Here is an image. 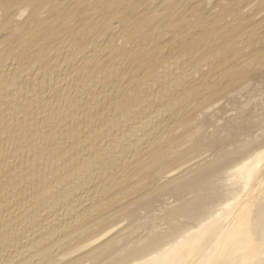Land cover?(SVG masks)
<instances>
[{
    "label": "bare ground",
    "instance_id": "obj_1",
    "mask_svg": "<svg viewBox=\"0 0 264 264\" xmlns=\"http://www.w3.org/2000/svg\"><path fill=\"white\" fill-rule=\"evenodd\" d=\"M241 1L0 0V264H264V102L216 119L264 71Z\"/></svg>",
    "mask_w": 264,
    "mask_h": 264
},
{
    "label": "rangeland",
    "instance_id": "obj_2",
    "mask_svg": "<svg viewBox=\"0 0 264 264\" xmlns=\"http://www.w3.org/2000/svg\"><path fill=\"white\" fill-rule=\"evenodd\" d=\"M218 0H213V5H216L218 2H217ZM244 1V2H243ZM248 1V0H247ZM246 0H242L241 2H240V4H244L245 2H247ZM215 2H216V4H215ZM211 7H208V8H206V13H207V11H209V9H210ZM210 12H211V10H210ZM210 12H208V13H210ZM250 18V17H249ZM249 18H247V20H250ZM253 19V18H252ZM263 19V18H262ZM259 20V19H258ZM260 21H262V20H260ZM252 85L250 86V88H249V90L243 95V96H240V98H232L231 100H230V98H226V99H224V101H223V104L222 105H220V107L218 108V110H217V112H216V119H218L221 123H220V129H222L223 130V128L226 126V125H228L229 123H230V121H232L234 118H236L237 117V119H239V118H242V119H246L247 121V123H250V121H248L249 119H247V118H249V117H252V118H254L253 116L256 114V112L258 111V108H257V106H258V104H260V103H257V102H264V71H260L259 73H258V75L255 77V79H253L252 80ZM257 86V87H256ZM259 87V88H258ZM252 88V89H251ZM259 93V94H258ZM251 97V98H250ZM254 97V98H253ZM262 99H261V98ZM252 98L254 99V100H252ZM259 98V99H258ZM234 99V100H233ZM249 99L250 100H252V101H249ZM257 99V100H256ZM256 100V101H255ZM229 101V102H228ZM232 101V102H231ZM234 101V102H233ZM255 101V102H254ZM227 102V103H226ZM246 102V103H245ZM247 102H248V104L249 103H252V104H247ZM227 104V105H226ZM229 104V105H228ZM245 104V105H244ZM226 105V106H225ZM222 106V107H221ZM229 106V107H228ZM244 108H243V107ZM226 107H228L227 109H236L235 111H234V114L237 112V114H238V116H236V115H233V113H231L230 112V116L228 115V113H226ZM255 107H256V109H255ZM242 108V109H241ZM237 109L239 110V112L237 111ZM241 110V111H240ZM255 110V111H254ZM219 111V112H218ZM217 113H219V114H217ZM252 115V116H251ZM232 118V119H231ZM221 119V120H220ZM231 119V120H230ZM261 123H263V125H264V121H260L259 122V127L258 128H262V127H264L263 125H260ZM211 125V124H210ZM206 126V128L209 126V125H205ZM258 128H256V129H254L255 131L258 129ZM207 129H211V127L209 126ZM253 130V131H254ZM245 131V129H241V133L242 134H244L243 132ZM158 197L159 198H157L156 199V203H155V205H154V210L155 209H158V208H160V206H158V205H160L161 204V207H162V204H163V206H165V204H168L167 202H172V201H175L176 199H177V197L176 196H168V195H165V194H161L160 196L158 195ZM162 198V199H161ZM158 203V204H157ZM160 203V204H159ZM157 204V205H156ZM156 206H158V207H156ZM138 207H140V205H138ZM141 209V208H140ZM143 212V213H142ZM141 213H142V217L145 215H147V212L146 211H141ZM145 213V214H144ZM124 218V216L122 215V214H120L119 215V217H117V219H123ZM127 224V222L125 223V225Z\"/></svg>",
    "mask_w": 264,
    "mask_h": 264
}]
</instances>
